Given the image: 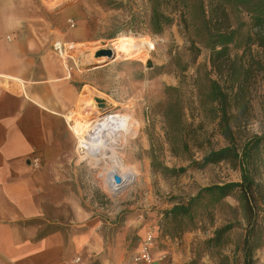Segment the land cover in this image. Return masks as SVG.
I'll return each mask as SVG.
<instances>
[{"label": "rangeland", "instance_id": "374dc122", "mask_svg": "<svg viewBox=\"0 0 264 264\" xmlns=\"http://www.w3.org/2000/svg\"><path fill=\"white\" fill-rule=\"evenodd\" d=\"M39 1L51 11L53 34H70L67 41L51 46L83 83L77 105L54 122L53 138L36 150L44 214L30 224L37 227L38 237L66 230L76 213L101 221L111 236L114 225L136 212L156 232L147 235L152 244L156 240L170 250L169 262L175 255L179 264H240L245 223L237 194L206 209L193 208L192 220L185 217L173 224L165 213L203 188L240 181L238 159L227 154L223 161L206 163L209 154L229 147L240 154L255 137L264 140V28L253 25L252 14L221 0ZM154 9L160 15V31L152 27ZM213 26L231 36L223 55L211 51L207 28ZM128 39L137 45L126 44ZM115 43L126 44L125 53L93 67L100 46ZM242 70L249 74L244 104L236 112L230 100L226 108L232 142L218 128L220 107L210 97L211 86H220L229 101L237 82L232 72ZM85 94L111 107L114 116L129 119L115 133L122 137L104 154L79 148L78 130L83 123L94 126L98 110ZM74 123L79 129L73 130ZM114 150L122 166L109 161ZM251 165L258 204L264 208V142ZM116 177L126 181L116 185ZM257 224L253 260L264 264V212ZM225 228L219 246L206 243ZM130 240L132 247L138 245L135 233Z\"/></svg>", "mask_w": 264, "mask_h": 264}, {"label": "crops", "instance_id": "0c3cea01", "mask_svg": "<svg viewBox=\"0 0 264 264\" xmlns=\"http://www.w3.org/2000/svg\"><path fill=\"white\" fill-rule=\"evenodd\" d=\"M52 23L39 0H0V264H145L136 258L156 232L142 213L125 215L111 236L101 221L77 213L66 230L41 237L30 224L44 214L36 150L53 138L54 122L77 105L83 83L52 49L54 41L70 37L53 34ZM169 255L155 240L154 263L179 264Z\"/></svg>", "mask_w": 264, "mask_h": 264}, {"label": "trees", "instance_id": "16d2710c", "mask_svg": "<svg viewBox=\"0 0 264 264\" xmlns=\"http://www.w3.org/2000/svg\"><path fill=\"white\" fill-rule=\"evenodd\" d=\"M224 3H229L235 10H245V12L252 14L253 25L259 29L264 28V0H221ZM251 1H255L251 4ZM250 3V4H249ZM160 15L153 10V29L160 31L162 25L159 22ZM166 26V25H165ZM164 26V27H165ZM209 34V43L211 45V51L213 56H219L225 54L228 49V45L231 36L224 34L219 28L213 26L211 29L207 28ZM260 46L264 47V42L260 41ZM219 48V50H215ZM231 76L232 80H236L235 89L233 90L232 99L226 101L227 96L223 90L215 82L211 86L210 97L212 101L216 102L218 107H220L221 117L219 118L218 128L221 135L226 139L233 142L232 140V128L228 118H226V108L230 105V100L234 103L233 109L239 110L244 104L246 95V85L248 82L249 74L247 71H241L240 73L234 71ZM238 79V80H237ZM264 142L261 138H254L247 144L243 146L240 154H238L233 147L223 149L217 153H211L206 158V163H216L223 161L228 157L238 159L240 161V181L237 183H227V184H215L209 187L203 188L198 191L196 196L190 198L186 204H178L174 206L169 212L165 213L166 217H170L173 224L177 220L182 221L183 218L187 217L192 220L191 210L193 208L202 207L206 209L207 207L214 206L220 203L227 197H234L237 194L238 209L242 214V218L245 223V228L243 229L245 234L242 236L241 240V263L240 264H255L253 260L254 251L258 248L256 244L257 238V218L260 212H264V208L258 204L257 200V186L255 182V173L251 165L252 155L259 152L261 143ZM191 215V216H190ZM225 229L216 230L213 234L214 238L206 243H212L219 246L222 241V236L224 235ZM228 257H225V260Z\"/></svg>", "mask_w": 264, "mask_h": 264}, {"label": "bare ground", "instance_id": "6f19581e", "mask_svg": "<svg viewBox=\"0 0 264 264\" xmlns=\"http://www.w3.org/2000/svg\"><path fill=\"white\" fill-rule=\"evenodd\" d=\"M116 44L117 43H115L113 45L106 44L104 46H100V48L98 50H109V51H112V53L115 55V59H118L120 56H122L125 53L124 46H126V44L137 45V42L133 41V40H129L128 43H126L124 45H121V46L116 45ZM139 44H141V43H139ZM129 47H131V45ZM56 48L60 49V45L59 44L56 45ZM95 49H97V48H95ZM142 54H143V52H142ZM61 55L64 57L63 54H61ZM128 55H130V54H128ZM85 95H86L85 97L88 99V101L91 103V105L93 103L95 105V108L98 109L97 111H95L96 112L95 113L96 120L93 121V122H95L94 126H91L90 124L87 125V124H84L82 122L83 125H84L82 129L81 128L79 129L78 126H77L78 124H75V123H74L75 125L73 124L72 128H73V130L79 129L78 130L79 132L81 130V133H78L79 135H81L80 139H79V148L92 150V151H96V152L100 151L101 153L104 154L106 152L107 148H109L108 145L110 146V144H112L114 146L117 143L118 139L122 137V135L116 136L115 133L123 124L124 125L128 124L129 119H128V117L114 116L112 114V108L111 107L108 108L109 106L106 107L105 105L102 106V104H101L102 101L99 100L96 96H95L96 98H94L92 94H85ZM92 107H93V105H92ZM69 120H72V119H69ZM74 121H75V119H74ZM71 123H70V125H71ZM72 128H71V130H72ZM109 161L114 165V167H116L115 165L122 166V161L115 154V150L109 156ZM111 177L114 178L115 176L112 175ZM116 178L119 179L118 183H116L115 179H113V181H114V183L116 185H121V184H123L126 181L125 179H122V177H116Z\"/></svg>", "mask_w": 264, "mask_h": 264}, {"label": "built area", "instance_id": "2783aa9c", "mask_svg": "<svg viewBox=\"0 0 264 264\" xmlns=\"http://www.w3.org/2000/svg\"><path fill=\"white\" fill-rule=\"evenodd\" d=\"M152 246L151 236H147L143 241L139 255L136 258V261L144 262L145 264H155L150 256V248Z\"/></svg>", "mask_w": 264, "mask_h": 264}, {"label": "water", "instance_id": "95a60500", "mask_svg": "<svg viewBox=\"0 0 264 264\" xmlns=\"http://www.w3.org/2000/svg\"><path fill=\"white\" fill-rule=\"evenodd\" d=\"M95 58L96 59H99V61H98L97 64H94L93 67H99V66L105 65L108 62H110L111 60H113L115 58V55L112 53V51H109V50H101V51L96 52ZM101 59H106L107 61L101 60ZM115 182L118 183L119 182V179L118 178H115Z\"/></svg>", "mask_w": 264, "mask_h": 264}]
</instances>
